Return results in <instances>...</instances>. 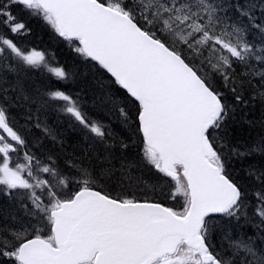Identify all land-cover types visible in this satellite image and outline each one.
I'll return each instance as SVG.
<instances>
[{"label":"snow or ice","instance_id":"snow-or-ice-1","mask_svg":"<svg viewBox=\"0 0 264 264\" xmlns=\"http://www.w3.org/2000/svg\"><path fill=\"white\" fill-rule=\"evenodd\" d=\"M25 13L109 74L107 101L122 100L138 160L106 157L97 170L32 150L13 114L29 100L20 73H67L15 42L30 31ZM0 29V192L22 210L0 220V264H264V166L248 167L251 199L231 167L233 156L264 154V139L241 151L227 128L246 91L264 101V0H0ZM47 96L106 145L110 131L78 98ZM141 166L174 206L141 195ZM241 218L254 235L233 237L228 225Z\"/></svg>","mask_w":264,"mask_h":264},{"label":"trees","instance_id":"trees-1","mask_svg":"<svg viewBox=\"0 0 264 264\" xmlns=\"http://www.w3.org/2000/svg\"><path fill=\"white\" fill-rule=\"evenodd\" d=\"M240 2L245 3L246 0H240ZM255 2L259 3V0H255ZM259 15L260 12L257 11V16L259 17ZM22 19L30 31L24 35L13 37L15 42L21 47L43 51L50 66H60L67 73L66 79H58L47 70L25 68L20 73L23 95L28 96L29 100L21 101L22 107H14L13 114L18 117L17 127L21 129V134L32 145V150L41 157L51 155L57 158L61 164L68 160H76L94 166L97 170L105 167L106 157L117 166L121 159L138 160L142 144L139 136L122 122L117 111L122 100L117 105L107 101L109 91L115 90L110 85L108 75L102 69L98 70V66H95L94 63L86 61L77 54L69 46V43L61 39L41 18L30 17L25 13ZM248 39H254L259 43V37L255 33H250ZM10 79H14V77H10ZM53 89L65 91L74 99L78 98L88 117L93 121L99 120L106 126L111 133L107 138L106 145L95 140L87 129L75 121L74 117L62 111V101L48 100L47 92ZM244 96L249 102L248 105L238 106L227 126L228 140L233 146L239 147L241 151L264 139V101L259 97L254 99L251 90L246 91ZM44 101H48V103L44 104ZM29 111L32 113L33 119L25 124L24 115ZM55 116L57 117L55 118ZM37 117L41 122V128L35 127ZM44 128L49 129V134H45ZM122 144H126L127 148H123ZM249 165L263 166L264 154L256 153L247 158L231 157L233 175L249 189V198L251 199V183L253 182L247 178ZM135 175L140 178L137 190L142 196H147L157 202L163 201L166 206H174L172 200L161 195V188L157 186V174L154 170L141 166ZM12 214L22 215L19 204L13 197L0 192V220H7ZM249 215H251V209H249ZM228 230L233 237L244 238L246 235L255 234V225L246 223L241 218L239 223L232 221L228 225ZM216 243H221L219 236Z\"/></svg>","mask_w":264,"mask_h":264},{"label":"bare ground","instance_id":"bare-ground-1","mask_svg":"<svg viewBox=\"0 0 264 264\" xmlns=\"http://www.w3.org/2000/svg\"><path fill=\"white\" fill-rule=\"evenodd\" d=\"M26 38V37H25ZM20 41V40H19ZM32 42V41H31ZM35 42V41H34ZM77 63V62H76ZM82 65V64H81ZM87 66V65H86ZM101 75V74H100ZM71 77V76H70ZM94 80V79H93ZM95 90V89H94ZM97 90V89H96ZM39 91V90H38ZM94 92V91H93ZM96 92V91H95ZM252 93V92H251ZM39 95H41V94H39ZM35 96V95H34ZM32 97V96H31ZM40 99V98H39ZM38 99V100H39ZM254 100V99H253ZM39 101H41V100H39ZM37 103V102H36ZM39 103V102H38ZM42 104V103H41ZM90 104V103H89ZM28 105V104H27ZM255 106V105H254ZM27 107V106H26ZM31 107V106H30ZM33 107V106H32ZM37 107V106H36ZM107 108V107H106ZM264 108V107H263ZM30 109V108H29ZM52 109V108H51ZM84 110V109H83ZM40 111V110H39ZM51 111V110H50ZM56 111V110H55ZM254 111V110H253ZM53 112V111H52ZM101 112V111H100ZM102 113V112H101ZM58 115V114H57ZM42 116V115H41ZM43 117V116H42ZM57 116H55V118H56ZM63 119V118H62ZM99 121V120H98ZM41 123V122H40ZM247 123V122H246ZM262 124V123H261ZM110 125V124H109ZM240 125H241V123H240ZM264 125V124H263ZM24 126V125H23ZM28 128V127H27ZM261 128V127H260ZM54 129V128H53ZM116 129V128H115ZM55 130V129H54ZM236 130V129H235ZM23 131V130H22ZM247 131V130H246ZM31 133V132H30ZM82 133V132H81ZM86 133V132H85ZM236 135V134H235ZM67 136V135H66ZM30 138V137H29ZM87 138V137H86ZM32 142V141H31ZM89 142V141H88ZM130 142V141H129ZM137 143V142H136ZM69 151V150H68ZM96 152V151H95ZM70 153V152H69ZM39 154V153H38ZM117 154V153H116ZM75 155V154H74ZM136 155V154H135ZM90 156V155H89ZM78 158V157H77ZM247 158V157H246ZM65 159V158H64ZM245 159V158H244ZM250 164V163H249ZM236 165V164H235ZM264 166V165H263ZM246 170V169H245ZM243 182V181H242ZM247 182V181H246ZM246 184V183H245ZM252 184V183H251ZM9 203V202H8ZM11 211V210H10ZM6 214V213H5ZM13 215V214H12ZM11 215V216H12Z\"/></svg>","mask_w":264,"mask_h":264},{"label":"water","instance_id":"water-1","mask_svg":"<svg viewBox=\"0 0 264 264\" xmlns=\"http://www.w3.org/2000/svg\"><path fill=\"white\" fill-rule=\"evenodd\" d=\"M108 76H109V74H108Z\"/></svg>","mask_w":264,"mask_h":264}]
</instances>
